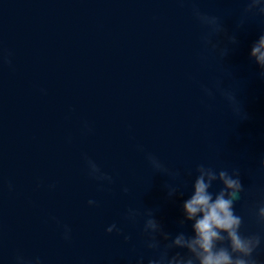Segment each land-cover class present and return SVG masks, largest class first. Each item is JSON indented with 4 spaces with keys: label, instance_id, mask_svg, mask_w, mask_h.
I'll return each mask as SVG.
<instances>
[{
    "label": "water",
    "instance_id": "1",
    "mask_svg": "<svg viewBox=\"0 0 264 264\" xmlns=\"http://www.w3.org/2000/svg\"><path fill=\"white\" fill-rule=\"evenodd\" d=\"M262 33L264 0H0V264H201L221 170L264 259Z\"/></svg>",
    "mask_w": 264,
    "mask_h": 264
},
{
    "label": "clouds",
    "instance_id": "2",
    "mask_svg": "<svg viewBox=\"0 0 264 264\" xmlns=\"http://www.w3.org/2000/svg\"><path fill=\"white\" fill-rule=\"evenodd\" d=\"M250 55L255 57V61L260 68V75L264 76V33L259 36L257 42L251 47ZM87 163L90 169V174L98 175L99 177H107L106 173L100 171L99 166L95 161L87 158ZM261 166L264 167V159L261 160ZM204 171L197 176L194 182L193 194L183 202V208L189 218L195 216L193 229L195 237L190 244V247L199 245L203 250V255L200 257L201 264H264V259H259L253 256L254 250L258 248L262 237L260 235H242L239 231L240 216L234 212L232 207L233 200L239 197L240 189L242 188L241 180L237 177H232L225 171L219 172V178L224 184L216 195L212 198V193L207 191L209 183L215 178L212 171H208V180L204 179ZM110 179V178H109ZM227 191V196L225 192ZM92 199L88 200V204H93ZM202 215L197 216V213ZM259 212L264 215V206H261ZM225 230L230 238V245L234 252L242 255L233 256L225 248H214V239L223 235L220 231ZM69 230L65 226L64 235L67 238ZM127 240V237H124ZM174 243L182 244L184 240L182 235H177ZM18 264H40V258L25 259L24 257H16ZM149 264H153L150 260ZM171 264V261H169ZM179 264V261H177ZM187 264H191L188 261Z\"/></svg>",
    "mask_w": 264,
    "mask_h": 264
}]
</instances>
